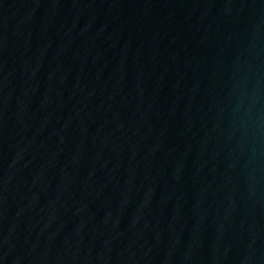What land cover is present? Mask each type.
Wrapping results in <instances>:
<instances>
[{"label":"water","instance_id":"95a60500","mask_svg":"<svg viewBox=\"0 0 264 264\" xmlns=\"http://www.w3.org/2000/svg\"><path fill=\"white\" fill-rule=\"evenodd\" d=\"M0 264H264V0H0Z\"/></svg>","mask_w":264,"mask_h":264}]
</instances>
